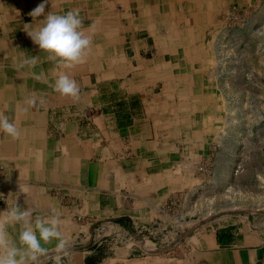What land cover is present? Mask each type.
Masks as SVG:
<instances>
[{
	"label": "crops",
	"instance_id": "0c3cea01",
	"mask_svg": "<svg viewBox=\"0 0 264 264\" xmlns=\"http://www.w3.org/2000/svg\"><path fill=\"white\" fill-rule=\"evenodd\" d=\"M41 3L44 14L30 16ZM70 10L79 11L92 44L84 63L65 68L26 31L42 26L49 12ZM142 17L139 0H0V75L17 74L0 82V112L20 130L18 139L0 132V211L17 204L33 218L59 212L66 253L53 251L56 240L44 246L60 264H264V212L169 229L153 195L133 191L147 182L164 200L159 159L173 156L169 135L182 130L176 116L198 98L197 69L188 63L193 80L183 82L179 57L198 60V37L178 36L169 45L164 20ZM32 56L35 66L23 63ZM171 65L178 74L168 78ZM61 74L76 81L78 99L54 91ZM18 227L9 228L14 238Z\"/></svg>",
	"mask_w": 264,
	"mask_h": 264
},
{
	"label": "rangeland",
	"instance_id": "374dc122",
	"mask_svg": "<svg viewBox=\"0 0 264 264\" xmlns=\"http://www.w3.org/2000/svg\"><path fill=\"white\" fill-rule=\"evenodd\" d=\"M215 10L214 22L195 40L196 65L205 69L196 73L199 102L186 115L176 116L180 135L172 132L166 137L174 140L173 156L158 158L165 161L159 175L165 182L164 200L156 196V189L147 190V182L133 190L153 195L160 206L157 217L169 229L192 220L264 212V0H222ZM174 18L176 30L203 25L201 19L191 24ZM163 30L167 35L172 28L164 23ZM189 89L181 94L194 88ZM193 130L201 133L200 140Z\"/></svg>",
	"mask_w": 264,
	"mask_h": 264
},
{
	"label": "clouds",
	"instance_id": "9594fccd",
	"mask_svg": "<svg viewBox=\"0 0 264 264\" xmlns=\"http://www.w3.org/2000/svg\"><path fill=\"white\" fill-rule=\"evenodd\" d=\"M45 3L39 4L32 12V17H39L45 12ZM42 26L26 31L32 42L48 54L53 61L65 68H73L86 61L92 40L85 34L83 20L78 10H70L64 14L49 12L41 21ZM37 56L23 61L26 65L35 66ZM54 91L78 99L80 89L74 79L67 74H61L52 85ZM34 103V101H29ZM0 132L12 139L20 137V130L15 122L0 112ZM62 224L59 212L52 215L33 218L32 209H22L15 204L0 211V264H42V257H50L54 264H60L61 256H51L44 245L57 243L54 252L66 253L68 241L60 231ZM18 227V238H14L9 228Z\"/></svg>",
	"mask_w": 264,
	"mask_h": 264
},
{
	"label": "bare ground",
	"instance_id": "6f19581e",
	"mask_svg": "<svg viewBox=\"0 0 264 264\" xmlns=\"http://www.w3.org/2000/svg\"><path fill=\"white\" fill-rule=\"evenodd\" d=\"M122 1H124V0H122ZM139 1H140V6H141V14L143 16L142 18L143 19L145 18L146 23L157 20L154 17V15L156 16V13H157V15H159L160 18L162 20H164V23H168L170 25V28H172V31L169 30L170 33L167 34V36L165 37V41H164L169 45H170V41L175 43L174 38H177L178 36H181V37L185 38V40H187L190 38L199 37L200 34L202 35V32L206 28L207 23L212 22L214 20V14H215L214 12L216 11L215 9L220 7V5L222 4V0H139ZM229 1H231V0H229ZM226 2H227V0H226ZM212 4L214 5L213 11L211 8ZM176 10H179V11H176ZM174 16H179V18H182L183 20H185L191 24L195 23L194 22L195 18L200 19V17H201V19H203L204 23H203V25H199L198 28H195L194 25L190 26L187 31H186V29H183L182 31L180 29L176 30L177 24H176V20H175L176 18H174ZM174 20H175V22H174ZM174 36H176V37H174ZM185 40H182V42L183 41L185 42ZM180 46H186V45H183L181 43ZM226 49L227 48H225L224 51ZM177 51L178 50H176L174 53L176 55V59H178ZM179 57L181 58L180 61L182 63L181 70L183 69L185 71V73H182L181 76L185 77L186 79L191 78L193 80V77L191 75L193 73V71L190 74V71L187 68L188 63H194L195 69H197V72H199V73H201L204 70L202 68L199 71L198 67L200 65L199 66L195 65L198 61V60H196V54H192L191 56H189V55L186 56V55L181 54ZM189 59L191 61H189ZM223 67H225V66H223ZM0 69H1V66H0ZM174 70L175 69L172 65L168 66L165 70L166 76L169 78L170 75H174L176 73V72L174 73ZM176 74H178V73H176ZM13 75L17 76V74L13 73V72H9V73L7 72V75H4V76L0 75V82H9V80L13 77ZM222 75L224 76V74H222ZM226 81L228 82V78ZM195 99L199 100L200 98L198 96V98L196 97ZM198 100H196V104L199 102ZM206 117H207L206 114H204L203 118H206ZM196 118H198V117L196 116ZM196 122H197V120L195 121V123ZM194 137L200 140L201 139V133L195 132ZM231 164H233V163H231ZM21 171H23V170H21ZM224 180H226V179H224Z\"/></svg>",
	"mask_w": 264,
	"mask_h": 264
}]
</instances>
